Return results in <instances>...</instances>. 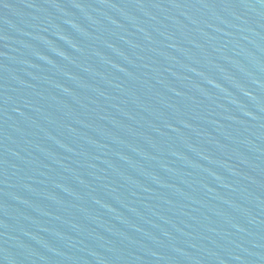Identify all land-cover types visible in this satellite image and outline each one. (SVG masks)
I'll return each mask as SVG.
<instances>
[{
  "label": "water",
  "instance_id": "obj_1",
  "mask_svg": "<svg viewBox=\"0 0 264 264\" xmlns=\"http://www.w3.org/2000/svg\"><path fill=\"white\" fill-rule=\"evenodd\" d=\"M0 264H264V0H0Z\"/></svg>",
  "mask_w": 264,
  "mask_h": 264
}]
</instances>
